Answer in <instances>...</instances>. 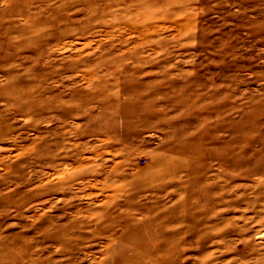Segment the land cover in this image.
Returning <instances> with one entry per match:
<instances>
[{
  "label": "rangeland",
  "instance_id": "374dc122",
  "mask_svg": "<svg viewBox=\"0 0 264 264\" xmlns=\"http://www.w3.org/2000/svg\"><path fill=\"white\" fill-rule=\"evenodd\" d=\"M0 264H264V0H0Z\"/></svg>",
  "mask_w": 264,
  "mask_h": 264
}]
</instances>
